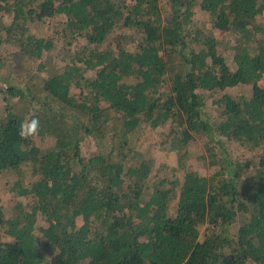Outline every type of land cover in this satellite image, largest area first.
<instances>
[{
  "label": "trees",
  "instance_id": "16d2710c",
  "mask_svg": "<svg viewBox=\"0 0 264 264\" xmlns=\"http://www.w3.org/2000/svg\"><path fill=\"white\" fill-rule=\"evenodd\" d=\"M197 6L235 40V70L198 27ZM262 13L264 0H0V177L15 173L25 200L11 216L0 205V264H264ZM58 17L64 36L86 44L46 77L54 38L33 29ZM116 28L132 31L136 51L121 35L101 49ZM238 84L251 97L222 94ZM32 118L40 132L23 139ZM168 122L174 177L143 201L155 173L149 135ZM229 142L245 152L231 155ZM83 143L98 151L83 156ZM191 143L209 174L194 168ZM25 164L38 176L26 185Z\"/></svg>",
  "mask_w": 264,
  "mask_h": 264
},
{
  "label": "rangeland",
  "instance_id": "374dc122",
  "mask_svg": "<svg viewBox=\"0 0 264 264\" xmlns=\"http://www.w3.org/2000/svg\"><path fill=\"white\" fill-rule=\"evenodd\" d=\"M196 14L195 18L198 22V27L201 28L204 33L208 36H213L216 38L218 42V49L219 51L224 55L226 62L228 63L229 67L232 70H235V63L233 61L234 51L232 50V45L234 44V39L231 36V34L227 31H222L218 28H216L213 24V22L210 19V16L208 13L204 12L200 6L196 7ZM6 23L11 22V18L9 16H6L3 18ZM61 18H57L49 23H37L34 26L33 31L40 36L45 37H53L54 38V48L51 51H48L45 53V62H46V69H45V76L51 77L59 72H61V69L64 65V60L67 59L69 54L74 51L77 47L86 44V39L84 37H73L67 34V36H64L63 31V19L62 22H60ZM259 22L264 24V13H262L261 16H259ZM124 36L125 40V46L127 49H130L132 51H136L138 48L136 44L133 42L132 37V31L130 29H122V28H116L107 38L106 41L102 43L101 49H105L109 46H111L112 43L119 37ZM8 49H11L10 46H7ZM5 53V50L2 51ZM3 85L0 82V104L4 101V95L2 93ZM6 87V85H5ZM252 85L251 84H238L236 86L227 87L222 94L228 95L232 99L236 100L239 98H249L252 95ZM206 94V93H204ZM209 94V93H207ZM205 98V106L203 109V115L205 119H208L210 121H215L218 112L216 104L214 103V95H207ZM152 139V144L157 146V149H153L151 152L152 159H154V168L155 173L152 174V176L147 181V187L145 189L144 196L142 198L143 201H146L149 199L153 187L154 182L157 181L159 177H168L172 179L174 177L173 168L177 167L178 164V155L174 150H168V145L170 144L173 135L170 131V123H166L157 129H154L150 135ZM199 142L202 143V140L198 138ZM217 141H220L217 139ZM35 144H39V139L36 138L34 140ZM109 145V143H108ZM107 147V145H106ZM226 148L228 152L231 153V155H242L245 151L243 148L239 147L235 143H227ZM105 150L107 148H104ZM98 150L93 145L89 146L88 144L83 143L81 145V153L83 156H89L91 153L94 154ZM204 154L203 147L198 143H191L190 146V155L192 159V163L195 169H197L202 174H209L211 172V169H209L205 164H203L202 160L199 156L201 154ZM189 162V160H188ZM23 171V177L22 182L26 185L28 182L35 181L38 176L33 173V166L29 164H25L22 166ZM181 172V171H180ZM180 172L177 173V177L179 178ZM181 176V175H180ZM16 178V174L12 173L11 171H5L1 177H0V205L3 206L4 212L7 216H11L13 214V207L16 202L18 201H25L22 198H20L18 195L14 194V191L12 190V187L14 185V179ZM250 181L246 182V185L249 186ZM245 185V187H246ZM175 203H171V209L170 212L174 213L172 206H174ZM78 225L80 226L82 224V219H78L77 221ZM5 233L3 229L0 228V239L1 240H8L6 236H4Z\"/></svg>",
  "mask_w": 264,
  "mask_h": 264
},
{
  "label": "clouds",
  "instance_id": "9594fccd",
  "mask_svg": "<svg viewBox=\"0 0 264 264\" xmlns=\"http://www.w3.org/2000/svg\"><path fill=\"white\" fill-rule=\"evenodd\" d=\"M41 124L38 118L25 120L19 128V136L23 139L35 137L39 134Z\"/></svg>",
  "mask_w": 264,
  "mask_h": 264
}]
</instances>
